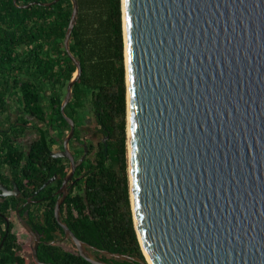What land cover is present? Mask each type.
Masks as SVG:
<instances>
[{
    "label": "water",
    "instance_id": "95a60500",
    "mask_svg": "<svg viewBox=\"0 0 264 264\" xmlns=\"http://www.w3.org/2000/svg\"><path fill=\"white\" fill-rule=\"evenodd\" d=\"M13 1L26 8L59 0ZM72 3L64 43L77 70L61 105L70 129L63 149H48L70 161L55 216L82 257L110 264L96 258L60 215L69 181L88 152L85 145L75 158L69 147L75 122L65 114L82 72L70 49L78 16V1ZM125 5L130 197L142 250L143 244L154 264H264V0H125ZM0 190L4 196L20 194L16 182L12 188L0 183ZM21 221L34 237V261L53 264L38 258L41 234ZM132 259L149 264L147 258Z\"/></svg>",
    "mask_w": 264,
    "mask_h": 264
},
{
    "label": "trees",
    "instance_id": "16d2710c",
    "mask_svg": "<svg viewBox=\"0 0 264 264\" xmlns=\"http://www.w3.org/2000/svg\"><path fill=\"white\" fill-rule=\"evenodd\" d=\"M32 1L52 0H18L17 4ZM77 1L70 49L80 60L82 72L73 85L65 114L75 122L72 153H83L84 145L78 144L83 141L89 154L76 168L72 188L61 205V219L99 260L132 264L130 259L105 253L110 251L146 261L130 197L122 0ZM72 11V0L26 8L13 0H0V100L4 101L8 89L18 88L25 112L45 123L28 151L6 142L0 152V167H11L22 191L21 197L0 202V221L6 224L0 228V264H30V259L17 254L22 248L31 250L34 243L31 233L27 232V240L17 233L22 227L20 218L42 233L38 246L42 262L93 264L65 237L56 219L55 191L70 170V161L48 151L63 147L70 129L61 105L77 70L64 43ZM87 133L90 138H86ZM55 174L58 179L35 196L45 201L42 212L22 204ZM12 209L15 211L10 214Z\"/></svg>",
    "mask_w": 264,
    "mask_h": 264
},
{
    "label": "crops",
    "instance_id": "0c3cea01",
    "mask_svg": "<svg viewBox=\"0 0 264 264\" xmlns=\"http://www.w3.org/2000/svg\"><path fill=\"white\" fill-rule=\"evenodd\" d=\"M9 77L10 84L14 85L12 76ZM2 87L4 86L2 85ZM5 93L4 101L0 100V152L6 142H11L12 145H15L22 151H28L31 144L39 138L40 130L44 127V124L40 123L36 117L25 112L21 92L18 88H16V90L12 88L10 90L8 89ZM7 138L10 140H7ZM13 176L14 172L10 166L4 165L0 167V181L6 186L13 187V183L15 182ZM33 208L36 209L37 207L33 206ZM14 211L13 209L9 210L10 214ZM16 212L19 214L18 210H16ZM22 219L27 222L26 219ZM5 227V222L0 221V228ZM27 232L29 231L23 224L22 227L17 230V233L24 240L29 238ZM17 254L30 259L32 251L27 248H22L18 250Z\"/></svg>",
    "mask_w": 264,
    "mask_h": 264
},
{
    "label": "flooded vegetation",
    "instance_id": "af4514ba",
    "mask_svg": "<svg viewBox=\"0 0 264 264\" xmlns=\"http://www.w3.org/2000/svg\"><path fill=\"white\" fill-rule=\"evenodd\" d=\"M40 123H43V122H40ZM44 125V127H45V123H43ZM43 127V128H44ZM68 132L69 131H67V133H66V135L68 134ZM65 135V136H66ZM91 137V135H90V133H87L86 134V138H90ZM65 138V137H64ZM73 138V137H72ZM72 138H71V140H70V142H69V147H70V149H72L73 150V142H72ZM64 140V139H63ZM78 144L79 145H84V147H85V145H87L86 143H84L83 141H81V142H78ZM88 146V145H87ZM57 149H63V147H61V146H58V147H56L55 148V150H57ZM83 153H84V151H83ZM83 153L81 154V155H79V156H75V158L76 159H79V157H81L82 155H83ZM88 154H89V147H88V152H87V155H86V157L88 156ZM76 172V171H75ZM53 177V176H52ZM74 177H75V174H74V176H73V178H72V180H70L69 181V184H68V188H69V191H68V193H67V195L69 194V192H70V190H71V188H72V184H73V180H74ZM51 178V177H50ZM58 179V176H57V178L52 182V183H54L56 180ZM72 182V183H71ZM0 183H2L1 181H0ZM50 185V184H49ZM48 185V186H49ZM62 186V185H61ZM61 186L55 191V193H57L58 194V197H59V189L61 188ZM9 188H12V186L10 187V186H8ZM47 187V186H46ZM41 191V190H40ZM39 191V192H40ZM36 192V191H35ZM34 192V193H35ZM38 192V193H39ZM34 193L30 196V197H28L27 199H25V202L23 203L22 202V204H24V205H27V204H31V205H33L34 207L36 206L38 209H40V211L42 212V210H43V206L45 205V201H43V200H41V199H39V198H35V196L38 194H36V195H34ZM11 196H13V197H21L22 196V191L20 190V194L18 195V196H14V195H11ZM11 196H4L3 195V191L2 190H0V202H3L5 199H7V198H9V197H11ZM67 197V196H66ZM66 199V198H65ZM64 203V202H63ZM27 215V214H26ZM63 221V220H62ZM64 222V221H63ZM59 223V222H58ZM65 223V222H64ZM66 224V223H65ZM59 225H60V223H59ZM67 225V224H66ZM61 226V225H60ZM32 227V226H31ZM62 227V226H61ZM33 228V227H32ZM34 229V228H33ZM34 230H36L38 233H40L37 229H34ZM64 230V229H63ZM30 233V232H29ZM41 234V238H42V233H40ZM32 235V234H31ZM64 235H65V237H68V238H70L69 236H66V234H65V231H64ZM34 238V237H33ZM71 239V238H70ZM72 240V239H71ZM73 242V241H72ZM74 244V243H73ZM131 260V263L132 264H136V263H139V264H143L141 261H139V260H133V259H130ZM135 261H138V262H135ZM29 263L30 264H32V263H36L35 261H34V259H33V256H31L30 257V261H29ZM149 263V262H148Z\"/></svg>",
    "mask_w": 264,
    "mask_h": 264
},
{
    "label": "bare ground",
    "instance_id": "6f19581e",
    "mask_svg": "<svg viewBox=\"0 0 264 264\" xmlns=\"http://www.w3.org/2000/svg\"><path fill=\"white\" fill-rule=\"evenodd\" d=\"M126 5H125V0H122V12H123V24H124V40H125V61H126V67H127V72H129V66H128V43H127V27H126ZM127 79H128V84H129V74L127 73ZM130 102V95L128 93V105ZM132 158V143H131V116H130V108H128V163H129V173H130V178L132 180V163L131 159ZM132 183V181H131ZM132 191V189H131ZM133 194V192H132ZM133 198V197H132ZM137 227V225H136ZM143 251L145 253V256L147 258V261L149 264H154L150 255L144 248V245L142 244Z\"/></svg>",
    "mask_w": 264,
    "mask_h": 264
},
{
    "label": "rangeland",
    "instance_id": "374dc122",
    "mask_svg": "<svg viewBox=\"0 0 264 264\" xmlns=\"http://www.w3.org/2000/svg\"><path fill=\"white\" fill-rule=\"evenodd\" d=\"M125 41V40H124ZM124 53H125V46H124ZM66 95V94H65ZM91 120V119H90ZM127 144H128V110H127ZM129 171V166H128Z\"/></svg>",
    "mask_w": 264,
    "mask_h": 264
}]
</instances>
